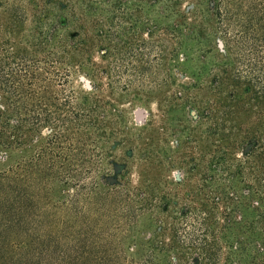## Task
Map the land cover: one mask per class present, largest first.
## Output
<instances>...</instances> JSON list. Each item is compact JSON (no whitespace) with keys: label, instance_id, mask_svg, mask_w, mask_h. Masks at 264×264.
I'll use <instances>...</instances> for the list:
<instances>
[{"label":"trees","instance_id":"obj_1","mask_svg":"<svg viewBox=\"0 0 264 264\" xmlns=\"http://www.w3.org/2000/svg\"><path fill=\"white\" fill-rule=\"evenodd\" d=\"M228 23L237 27L233 36ZM165 36L176 39L177 71L193 88L203 89L212 67L220 73L213 79L219 122L212 134L220 149L205 168L199 160L189 163L176 183L183 194L172 201L161 197L157 205L147 180L124 194L115 187L122 218L131 219L125 253L95 246L89 230L63 247L50 233L33 234L37 226L26 221L44 214L36 215L27 183L44 179L38 168L44 154L16 164L0 174V264H264V123H244V114L264 104V86L257 88L229 59L220 66L207 61L214 39L233 59L243 48L263 49L264 0H0V156L24 155L38 143L48 125L50 76L61 70L67 85L73 73L94 79L96 52L108 63L103 73L114 90L127 77L130 52L164 54ZM244 84L247 94L240 91ZM82 100L87 105L90 98ZM199 103L192 104L198 127L211 113Z\"/></svg>","mask_w":264,"mask_h":264},{"label":"rangeland","instance_id":"obj_2","mask_svg":"<svg viewBox=\"0 0 264 264\" xmlns=\"http://www.w3.org/2000/svg\"><path fill=\"white\" fill-rule=\"evenodd\" d=\"M29 26L28 21L25 28ZM226 28L231 36L237 31L234 23H228ZM155 35L153 40L161 32ZM165 37L164 54L130 52L123 71L127 77L117 80V89L108 88L103 73L108 63L96 52L91 56L94 79L73 73L67 85L63 83L66 78L61 70L50 76L48 125L40 130L38 143L24 155L13 152L6 158L0 156L3 174L16 164L22 166L35 160L40 152L44 154L38 165L45 173L44 179L27 183L28 193L36 204V215L44 214V218L26 221L30 227L37 226L33 227V234L50 233L63 247L74 244L71 238L89 230L95 246L125 253L131 243L122 237L130 230L131 219L122 218L121 208L113 200L115 187L122 193L131 192L140 189L147 180L155 188L157 205L161 197L172 201L183 194L176 183L184 178L189 163L199 160L205 168L213 151L220 149L219 138L212 135L214 124L219 122L215 120L218 96L213 79L220 73L212 67L203 80V89L193 88V80L181 77L177 71L178 59L173 53L176 39ZM143 39L149 40L144 36ZM217 43L221 44L214 39L208 44L211 54L207 61L220 66L224 59L226 63L229 59L235 71L255 81L257 88L260 84L264 86V47L254 54L243 48L233 59L218 51ZM227 70L230 71L228 66ZM128 82L129 86L124 87ZM90 87L94 90L89 91ZM240 91L249 93L245 84ZM84 97L90 98L87 105L83 104ZM194 100L200 102V109L211 111L199 127L195 124L196 111L192 109ZM81 106L87 107L85 113ZM139 112L144 114L143 120L138 119ZM244 117L249 121H244L245 124L258 120L264 123V104ZM237 157L241 158L239 153ZM152 159L155 161L150 163ZM197 181L195 178L193 183Z\"/></svg>","mask_w":264,"mask_h":264},{"label":"water","instance_id":"obj_3","mask_svg":"<svg viewBox=\"0 0 264 264\" xmlns=\"http://www.w3.org/2000/svg\"><path fill=\"white\" fill-rule=\"evenodd\" d=\"M137 117H138V119L143 120V118H144V114H143L142 112H139V113L137 114Z\"/></svg>","mask_w":264,"mask_h":264}]
</instances>
